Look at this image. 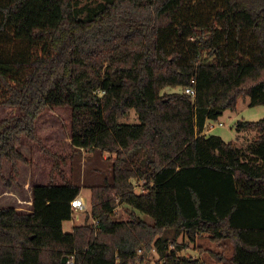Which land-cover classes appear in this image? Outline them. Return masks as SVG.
Listing matches in <instances>:
<instances>
[{
	"label": "trees",
	"instance_id": "1",
	"mask_svg": "<svg viewBox=\"0 0 264 264\" xmlns=\"http://www.w3.org/2000/svg\"><path fill=\"white\" fill-rule=\"evenodd\" d=\"M192 79L194 97L162 93ZM240 98L264 105V0H106L88 19L73 0H0V106L19 112L0 121V175L27 164L23 138L42 147L47 108L71 110L73 148L114 154L90 188L96 226L63 231L81 192L63 171L32 185L30 213L0 209V264H207L179 255L199 235L231 245L215 264H264V118L236 124L258 132L248 155L203 133Z\"/></svg>",
	"mask_w": 264,
	"mask_h": 264
},
{
	"label": "rangeland",
	"instance_id": "2",
	"mask_svg": "<svg viewBox=\"0 0 264 264\" xmlns=\"http://www.w3.org/2000/svg\"><path fill=\"white\" fill-rule=\"evenodd\" d=\"M73 1L77 15L81 19H88L106 0ZM181 89V87L175 89L167 87L162 93H181ZM246 100V98L238 99L236 111L226 110L217 121H207L204 133L220 136L226 142L232 141L245 155H248L250 154L248 147L254 142L258 132L256 130L237 131L236 124L239 121H258L264 118V105L249 106ZM18 114L17 109L0 106V121ZM122 122L138 123L136 113L130 111L122 119ZM70 124L71 110L69 108H47L40 114L36 120V132L42 147L27 138L22 139V144L18 150L26 159L27 164L18 163V174L14 178L10 176L8 161L5 160L2 163L0 209L12 208L18 213H30V185L44 184L49 181L60 183V172L63 171L67 179L82 187L81 196L87 204V209L84 212L77 214L73 212L72 219L63 222V231L69 233L68 231H71L74 225L85 223L96 226L97 221L89 216L90 188L103 185L105 179L109 182L112 180L114 154L102 153L97 149H74L69 138ZM132 183L135 192L142 191L144 181L133 179ZM127 210H130L127 206L118 204L114 210V219L127 221ZM137 214L149 221L142 214ZM167 234L172 238L170 231L167 230L165 235ZM178 242L182 243V239L179 238ZM208 252L223 254L229 258L232 254V247L226 242L212 243L207 236L199 235L179 255L181 258L198 259L203 263L215 264ZM144 257L146 260L144 264H161V260L154 250L145 254Z\"/></svg>",
	"mask_w": 264,
	"mask_h": 264
},
{
	"label": "built area",
	"instance_id": "3",
	"mask_svg": "<svg viewBox=\"0 0 264 264\" xmlns=\"http://www.w3.org/2000/svg\"><path fill=\"white\" fill-rule=\"evenodd\" d=\"M194 85H195V80L192 79L191 80V84L189 86L183 87L181 89V93H183L185 95H188V96H191V97H194L195 96V88H194ZM137 193H140V191L137 192ZM29 203H31V200H30ZM70 205L72 207L73 212H75L76 214L78 212H84L87 209V204H86V202L84 201V199L82 198L81 195H79L75 199H73L71 201ZM67 264H73L72 258H70L68 260Z\"/></svg>",
	"mask_w": 264,
	"mask_h": 264
},
{
	"label": "crops",
	"instance_id": "4",
	"mask_svg": "<svg viewBox=\"0 0 264 264\" xmlns=\"http://www.w3.org/2000/svg\"><path fill=\"white\" fill-rule=\"evenodd\" d=\"M246 99H247V100H246V101H247V104L249 105L250 100H249V98H246ZM74 149H76V148H74ZM38 184H39V183H38ZM75 184H76V183H75ZM29 185H30V183H29ZM33 185H34V184H33ZM30 186L32 187V185H30ZM30 186H29V187H30ZM79 186H80V185H79ZM81 188H82V187H81ZM81 193H82V191L80 192V195H81ZM89 197H90V195H89ZM30 199H31V189H30ZM29 205H31V203H30ZM30 207H31V206H30ZM74 226H75V225H74ZM74 226H73V227H74ZM73 227H72V229H73ZM64 232H65V230H64ZM68 232L70 233V232H72V230H71V231H68ZM205 236H207V235H205ZM207 237H208V236H207Z\"/></svg>",
	"mask_w": 264,
	"mask_h": 264
}]
</instances>
